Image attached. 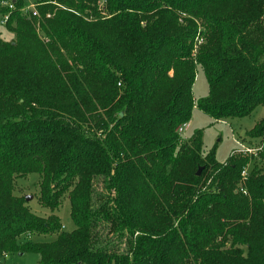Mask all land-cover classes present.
Instances as JSON below:
<instances>
[{
	"label": "trees",
	"instance_id": "1",
	"mask_svg": "<svg viewBox=\"0 0 264 264\" xmlns=\"http://www.w3.org/2000/svg\"><path fill=\"white\" fill-rule=\"evenodd\" d=\"M6 15L16 40L0 27V261L264 264V118L247 133L263 140L256 154L225 164L202 133L178 131L198 67L210 90L198 107L213 119L264 108V0H0ZM31 174L44 209L69 197L72 233L15 196Z\"/></svg>",
	"mask_w": 264,
	"mask_h": 264
},
{
	"label": "rangeland",
	"instance_id": "2",
	"mask_svg": "<svg viewBox=\"0 0 264 264\" xmlns=\"http://www.w3.org/2000/svg\"><path fill=\"white\" fill-rule=\"evenodd\" d=\"M13 28H16L15 23L12 26V29ZM2 29L1 37L4 41L12 42L16 40V34L14 31L11 29L10 31L5 28ZM209 91V84L206 75L202 68L198 67L197 78L193 88L195 106L188 129L181 135L182 140L184 138L187 140L190 139L197 132L202 133L203 152L205 154H214L215 159L219 164H225L234 153L236 155L247 153V149L255 151L252 154L255 155L257 150L261 148L263 140H251L249 139V136H247V133H250L264 118V108H258L251 116L244 119L217 121L198 107V102L206 99L209 96ZM40 180L41 178L38 174H31L25 179H17L14 192L15 196L18 198L32 197L31 201L28 203L30 204L31 211L35 215L42 218L57 216L61 221L62 231L72 233L76 227L71 218V204L69 197L65 196L63 198L61 207L55 212L44 209L39 202ZM101 186L102 184H99L97 187L98 193L102 190ZM101 234L105 238L106 230L101 231ZM55 240L56 236H33L30 239V241L34 243H51ZM110 240L117 239L110 236ZM24 241L25 238L22 239V243ZM115 243L119 244L120 242ZM39 261L40 257L34 253H27L25 255L14 253L0 261V264H39Z\"/></svg>",
	"mask_w": 264,
	"mask_h": 264
},
{
	"label": "built area",
	"instance_id": "3",
	"mask_svg": "<svg viewBox=\"0 0 264 264\" xmlns=\"http://www.w3.org/2000/svg\"><path fill=\"white\" fill-rule=\"evenodd\" d=\"M9 9L10 10H14V4H9ZM24 12L26 13V14H32V16L33 17H37L38 16V12L35 10V7L34 6H29V7H27L25 10H24ZM10 15H6V16H4L3 18H2V20L0 21V27H2V28H6V26H7V24H8V22H9V20H10V17H9ZM201 43V42H200ZM188 129V125H183L182 127H180L179 128V134H180V136L186 131ZM184 140H187L186 138H184L183 139V141ZM247 151V153H244V154H253L255 151H253V150H246ZM237 153V152H236ZM235 154V153H234ZM246 175H247V172L246 171H244L243 172V177L245 178L246 177Z\"/></svg>",
	"mask_w": 264,
	"mask_h": 264
},
{
	"label": "water",
	"instance_id": "4",
	"mask_svg": "<svg viewBox=\"0 0 264 264\" xmlns=\"http://www.w3.org/2000/svg\"><path fill=\"white\" fill-rule=\"evenodd\" d=\"M120 115H121V117L123 116V114H120ZM244 134H245V133H244ZM244 134H243V135H244ZM202 172H203V168H199V169H198V172H197V177H200L201 174H202ZM31 199H32V197H26V201H27V202H30Z\"/></svg>",
	"mask_w": 264,
	"mask_h": 264
},
{
	"label": "crops",
	"instance_id": "5",
	"mask_svg": "<svg viewBox=\"0 0 264 264\" xmlns=\"http://www.w3.org/2000/svg\"><path fill=\"white\" fill-rule=\"evenodd\" d=\"M188 126H189V124H188Z\"/></svg>",
	"mask_w": 264,
	"mask_h": 264
}]
</instances>
